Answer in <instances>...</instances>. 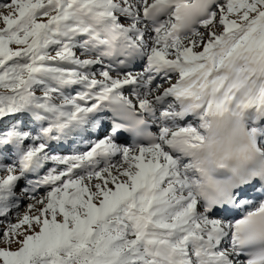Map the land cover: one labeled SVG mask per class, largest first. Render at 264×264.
<instances>
[{
    "label": "bare ground",
    "instance_id": "bare-ground-1",
    "mask_svg": "<svg viewBox=\"0 0 264 264\" xmlns=\"http://www.w3.org/2000/svg\"><path fill=\"white\" fill-rule=\"evenodd\" d=\"M5 1L7 0H0V6L1 3ZM141 1L142 2L136 0V2H132L137 7H131V9L128 8L131 12H134V14H138L137 19H134L136 20V26L128 28L127 26H121L119 24L120 20L118 18L119 21L116 20V16L114 17L110 15V12L114 7L109 3V0H31V6L26 12L27 15L25 14L21 20L16 21L9 27V29H7V31H4L15 33L19 29H22L42 10H53V8H57L56 10L59 12L57 16V19H59L57 24L61 25V27L59 26L61 32L53 33V35H55V40H49L50 46H77L81 43L85 47V54L93 55L92 61H87L86 63L83 62L81 64L82 67H80L78 63L73 62L69 57L63 59L61 63L62 65L65 63L68 67L80 68L85 74H94L96 72L97 75L98 73L106 74L108 71H127L128 74H125L121 80L115 82L107 81L99 83L93 80L79 78V76L76 75L72 76V79L66 82H61L59 85L61 86L60 91L62 96L66 98L67 96L77 94L76 97L79 98V102L78 105L62 106L59 108V112L57 111L55 114H51L50 112L47 113L40 108H33L30 103L31 99L28 95H24L20 98L21 103L15 106V108L18 107L16 110L3 114V119L0 120V136L2 135L0 151L11 149L12 147L17 149L16 155L18 157V163H22L23 166L22 170H20V172H22V177L17 182L7 184L1 188V191H4L9 197L2 201L0 200V205L7 203H14V205H16L20 202V199L12 193L19 190L22 191L23 186H27V183L30 188L26 189L25 193L27 196L30 195L33 197L44 189L53 188L57 184L60 185L61 182H64L67 178H74L77 175L80 176V174L84 173H93V171L102 168L109 162L110 164L116 162L124 152V150L119 147L107 143H100L98 145L90 144L88 146L87 139L89 133L87 134V131H85L87 137L84 138L83 141L74 140V138H72L73 135L83 132L81 125L96 113L94 107L100 105V110H107L106 108H103V105L109 107L107 106L108 102L106 100L108 99V96H114L126 102L128 106L139 111L140 115L146 120V125L150 131L159 134L157 136V145L162 152L159 151V154L163 157L165 155L166 161L170 159L167 163H162L160 160L157 163L149 162L150 164L145 166V172H143L144 174L141 177L142 181L140 180L141 184L139 183L142 185L141 195L145 196V204L142 208H139V205V207L128 206L127 212L123 210L125 212L124 218H127L130 222V226L126 225L129 226V236L127 237L128 239L126 242L132 243L134 241L135 243V241L143 236L152 235L156 238H178L181 239L182 242L191 239L195 241H204L211 246L223 249L224 246L231 245L235 248L240 247L242 239L239 237L238 225L243 216H238L233 221H219V219L211 218V216L205 214L200 215L199 209L202 208L203 210L204 206L200 196L196 192V181L194 178L197 169L193 164L194 158L198 153V151L195 150L204 149L207 146L213 145L218 141L217 134L221 135L222 126L220 123V117L216 114L215 101L217 100L219 84L221 85V83H223L225 75L227 74L226 72L229 69L226 66V63L222 64L223 62L217 61L216 59L219 56L221 57L222 53H229V50L228 52L226 50L228 45L233 41L235 42L236 38L241 35L240 32L243 30L240 27V31L238 30L239 32L237 29L230 30L227 35L220 36L204 51L199 52L196 55L189 52L186 55H183L184 57L180 56L183 57L180 61L179 59L171 60L169 59V56H167L166 51L167 49H170L171 44L173 45L178 40H181L180 34L183 32L177 25L179 16L181 12L186 10L185 7L194 5L197 0ZM219 1L220 0H212L208 3L202 19L198 20L191 27L196 30V33L198 32V29L202 28L200 24L213 15L211 10ZM161 2L168 3L169 8L163 13L159 20L155 22H147L145 19L146 12L151 11ZM78 7H84L86 12L84 14H78L76 12ZM127 13L129 14V12ZM125 15L127 16V14ZM126 16H121L119 18H125ZM128 18L129 17H126L127 20ZM54 28L56 29L57 27ZM40 31L42 32V35L46 30L40 29ZM112 31L117 33L115 38L112 36ZM47 33L48 31L45 32L46 35ZM152 36H154V40H151L148 43L147 37ZM105 37L109 40L114 38L112 40L114 44L113 48L118 50L117 56L111 58L108 55L111 48H108L107 53L105 54L102 52V49L99 48L100 46H97L98 43L105 40ZM46 38L47 37L44 36L43 39ZM186 38L187 37L183 39ZM147 47L149 51H151V48L155 47L159 49V51L151 53L147 50ZM237 48L239 49L238 46ZM228 55H230V53ZM225 56L227 58V54ZM96 57H99V59L97 60ZM229 57L231 59L233 58V56ZM83 58H85L84 55H79V60H82ZM251 59L253 61H250ZM263 59L264 50L259 51L258 56L250 58L246 64L238 66L239 69L244 67L242 68L243 70L240 69V72L229 81L228 91L231 92L230 96H235L239 89H244V87H247L245 89L247 90L246 94L250 91V93L246 95L248 101H245L246 99L242 100V97L241 101L239 100V97L234 100L235 107L230 108L231 113H239L242 108H245V106H251L258 101L260 104H264ZM122 60H125V64H122ZM11 62L12 60H10V63ZM177 70L182 72L179 77L180 81L175 84L170 91H166L164 94H162L163 92L159 93V84L168 80L166 74L177 72ZM39 77L44 80L55 79L51 72H45ZM254 86H256V88ZM35 88L36 85L32 87V89ZM153 88L158 90L157 95L151 99L153 101L150 100L142 107L134 104V101L132 100L133 98L142 94L144 95V93H152ZM251 88H255L256 91L254 89L251 91ZM147 89H149L148 92H145ZM78 90H82V94H78ZM175 94L179 95L176 96ZM257 94L260 96L258 100L255 101L254 98ZM180 95L188 96V98H185L181 103H178L177 97ZM189 96H191V98ZM221 101L224 102L222 99ZM172 107L174 109H172ZM179 108H182V110H179ZM33 112L37 115L33 114ZM252 113L253 112H251L250 115L253 117ZM259 113L254 115L252 122H244L247 119H244V121L242 120L246 133H257L259 131L261 124L264 123V121L261 123L262 120L259 117ZM42 114L46 116V118L41 119L37 117L39 115L42 116ZM97 115L100 117L108 116V114L104 112ZM112 116H119L118 111L113 108ZM19 120H22L23 122H38V126L32 130V137L28 138L23 145L29 148V143L33 141L36 144L33 152H24L23 149L18 146L15 135L8 134V131L12 129L11 125H15ZM189 121L195 126L189 128L188 131L177 130L179 127H189L191 125L189 124ZM59 122L70 124L69 129L60 133L58 131L60 126ZM174 124H178L176 130L168 131L165 136H162L165 131L160 130V127H170L171 125L173 127L175 126ZM198 124H201L206 130L199 128ZM102 125H104V123H102ZM13 127L14 129H19L21 131H29V127L26 123L22 126ZM73 131H76V134H74ZM35 135H39L37 141L34 138ZM57 136H59V140L55 141L54 139ZM200 138L203 140L200 141ZM127 141L128 139L124 137L120 139V143L123 144ZM254 141H257L260 145L263 144V138L258 140L257 137ZM55 142H60V146H62L61 150ZM78 142L83 145V151L75 146ZM126 145H128V143ZM74 147H76V152H73ZM53 148L54 151L51 153L55 155L54 160L51 161L47 159L44 161L40 155L42 154L44 156L46 150H53ZM141 151H144V149H141ZM144 154L152 157L148 150H145L143 152V155ZM138 155L140 156V154ZM155 155L154 158L159 157L158 153ZM143 158L145 159V157ZM28 163L32 164V168H35V166L41 167V171L36 173L31 170H26L25 167ZM17 166L19 167V164ZM142 170L140 171L142 172ZM18 171L19 169H15L14 174H19L20 172ZM25 177L28 180L27 182H25ZM72 178L71 180H73ZM120 178L122 179V177ZM177 178H180L181 180L176 182ZM77 179H80V177H77ZM71 180L69 181L71 182ZM81 180L82 179H80V181ZM124 180L126 181V178ZM167 180L171 181L169 187L162 189V183ZM74 182L76 181L74 180ZM132 184L133 183L131 182V185ZM142 193H145L147 196ZM175 193H177V195H175ZM125 196L127 198V195ZM221 197V195H215L213 198L218 200ZM72 198H74V196ZM122 198H124V196H122ZM134 205L132 204V206ZM14 208H16V206H14ZM113 209H115V207ZM176 209H180V211H176ZM259 209L260 208L257 207L256 211H259ZM169 213H173L174 216L177 217V220L175 219L173 222L168 223L169 225H163V218H166ZM122 218L123 216L121 219ZM189 220L198 222H196L192 228H189L187 225ZM118 223L120 222L118 221ZM119 226L122 225L120 224ZM137 236L139 237L138 239ZM117 251L115 253H117ZM109 253L114 254L113 250L109 251ZM180 258L182 260L179 264L188 263L183 255H181ZM233 258L236 263L240 262L242 259L241 264H249V261L245 260L241 252L236 251ZM208 259L213 264V260L210 258Z\"/></svg>",
    "mask_w": 264,
    "mask_h": 264
},
{
    "label": "rangeland",
    "instance_id": "rangeland-1",
    "mask_svg": "<svg viewBox=\"0 0 264 264\" xmlns=\"http://www.w3.org/2000/svg\"><path fill=\"white\" fill-rule=\"evenodd\" d=\"M30 1L7 0L2 2L0 6V120L3 119L4 113H10L18 108L15 106L21 103L20 98L24 95L30 97L33 108H40L51 114L59 112V108L62 106L73 105L70 96L66 98L62 96L59 84L72 79L74 75L86 80L104 83L119 81L125 74H128L127 71H108L106 74L98 73V75L97 72L85 74L80 68H71L65 63L62 65L63 59L69 57L82 67L83 62L92 61L93 55L85 54L84 50H80L82 49L80 43L77 46H50L49 40H55L53 33L61 32V25L57 24L59 20L57 19L59 14L57 8L42 10L15 33L4 32L16 21L21 20L31 6ZM132 2H136V0H109V3L114 7V11L112 10L110 15L116 16L115 18L120 20L118 21L121 26L128 28L136 26L134 19H137L138 14H134L128 9L137 7ZM140 2L142 1L140 0ZM211 11L213 15L200 24L202 28L198 29L197 33L195 30L188 33L187 36L181 37V40L170 45L172 48L169 46L171 50L167 49L166 54L169 59H179L180 61L184 57L183 55L189 52L196 55L207 49L220 36L227 35L230 30L237 29L240 31V27L243 30L240 32L241 35L237 37L238 39L236 38L237 41L229 44L231 46L228 45L229 49H226L227 52L229 50L230 55H228L229 53H222L221 57L224 58L219 56L216 59L223 62L222 64L226 63L229 69L226 76L236 71L232 76L235 77L240 72L238 67L236 69V63L246 64L245 60L248 57H256L259 51L264 50V0H220ZM121 16L129 18L128 20L126 17L120 19ZM40 29L46 30L45 32L48 31L47 35L45 32L41 35ZM44 36L47 37V40L43 39ZM185 37L187 38L183 39ZM151 40H154V36L147 37L148 43ZM147 50L149 51L148 47ZM157 51L159 49L155 47L151 48L149 52ZM79 55H84L85 58L79 60ZM229 56H233V58L231 59ZM96 58L99 59V57ZM10 60H12L11 63ZM45 72H51L55 79L44 80L39 77ZM180 74H182L180 70L166 74L168 80L159 84V93L163 92L162 94H164V92L170 91L180 81ZM35 85L36 88L32 89ZM157 93L158 90L153 88L152 93H144V95L133 98L134 104L142 107ZM33 114L37 115L34 112ZM42 117L46 118L43 114ZM24 123L33 125L30 121L19 120L15 125H11L12 129L8 131V134H14L18 146L24 152L30 153L33 152L36 144L33 141L30 142L29 148L23 145L28 138L32 137L33 132L21 131L13 127L22 126ZM174 125L173 127L172 125L160 127V130L165 131L162 132V136H165L168 131H175L178 124ZM34 138L36 141L39 139L38 135H35ZM1 139L2 135L0 141ZM255 147L264 152V146L256 144ZM119 148L124 150L123 156L121 155L114 163L96 169L93 173L71 177L73 180L67 178L60 185L57 184L53 188L44 189L33 197L27 196L25 193L26 189L30 188L28 183L27 186H23L22 191L12 193L20 199V202L16 205L14 203L0 205V264H179L182 260L181 255L185 257L187 264H205L197 260V256H202L203 253L210 251H204L202 248H206V246L192 239L182 242L178 238H156L147 235L135 243L134 241L132 243L126 242L129 236L130 222L124 218V213L128 211V206L137 207L139 205L140 207H138L142 208L145 204V196L141 195L142 185H140L145 166L160 160L162 163H167L170 159L167 158L169 160L166 161V156L163 157L159 154L161 152L159 146L150 149L144 147L128 148L121 143ZM141 149L148 150L153 158L146 154L143 155L144 151ZM157 153L159 157L154 158ZM16 154L17 149L13 147L0 151L1 201L9 197L8 194L6 195L4 191H1V188L17 182L22 177L20 170H22L23 164L18 163ZM40 156L44 161L47 159L52 161L55 158L51 150H46L44 156L42 154ZM129 160L131 161L128 162ZM38 168V166L34 168L36 172H38ZM15 169H19L18 172L20 173L14 174ZM77 177L82 180L80 181ZM178 180L181 179L177 178L176 182H179ZM27 181L25 177V182ZM170 182L169 180L163 182L161 188L169 187ZM135 186H138L137 189ZM73 196L74 198H72ZM114 207L115 209H113ZM176 211H180V209H176ZM199 213L201 215V208ZM163 219V225H165L175 219L177 220V217L173 213H169ZM196 222L198 221L189 220L187 225L192 228ZM224 249L231 251L229 246H224ZM112 250L114 254L109 253ZM116 251L117 253H115Z\"/></svg>",
    "mask_w": 264,
    "mask_h": 264
},
{
    "label": "water",
    "instance_id": "water-1",
    "mask_svg": "<svg viewBox=\"0 0 264 264\" xmlns=\"http://www.w3.org/2000/svg\"><path fill=\"white\" fill-rule=\"evenodd\" d=\"M77 11L79 13H83L84 12V7H79L77 9ZM245 89H246L245 87H244V89H239V91H238V93H236L235 97H237L239 95L238 96L239 97V100H241V97L243 98L245 96V94H246V90Z\"/></svg>",
    "mask_w": 264,
    "mask_h": 264
}]
</instances>
